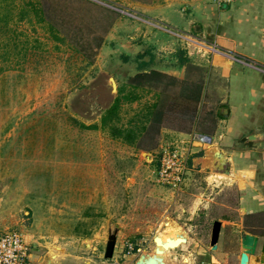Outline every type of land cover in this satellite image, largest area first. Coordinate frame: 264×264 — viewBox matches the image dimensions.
I'll list each match as a JSON object with an SVG mask.
<instances>
[{
	"label": "rangeland",
	"instance_id": "374dc122",
	"mask_svg": "<svg viewBox=\"0 0 264 264\" xmlns=\"http://www.w3.org/2000/svg\"><path fill=\"white\" fill-rule=\"evenodd\" d=\"M90 1L117 13L106 34L98 31L97 25L100 28L101 24L91 16H99L98 12L91 11L89 17H84V11L75 13H78L75 27L86 30L81 41L86 40V45L93 47L94 55H89L91 49L85 55L72 49L69 43H55L40 24L18 22L17 9L8 14L11 20L7 24L0 21V69L7 68L0 73V145H6L7 139L2 135L7 131L9 119L14 118L18 141L12 146L17 149L26 146L31 151L26 157L29 164L24 158L20 160L31 166L33 183L34 177L47 176L52 185L40 184L41 188L61 190L65 197L81 193L79 207L91 205L90 226L98 228L104 224L116 233L113 261L118 264H133L139 254L152 253V238L164 229V216L198 242L196 247L183 244L170 251L164 249L165 264H235L239 252L235 249L237 234L232 227L234 222H226L236 217L235 190L226 182L213 181L216 176L208 171L197 168L188 173V143L173 133L189 132L196 123L200 101L191 122L187 118L185 96L190 87L201 85V70L189 69L194 80H187V75L185 80L174 77V83L168 79L160 83L143 81L134 92L140 98L132 103L122 102L120 124L125 127L135 115L142 116L144 107L154 103L158 93L163 94L168 108L162 124L141 132L136 145L112 139L106 130L80 127L99 124L118 89H123L124 95L132 91L134 83L130 79L136 70L135 64L124 65L120 41L108 35L114 28L120 36L116 23L124 16L120 12L121 2ZM20 2L9 0L2 7L12 8ZM52 5L53 2L51 13L56 12ZM4 13L6 10L2 9L0 16ZM89 27H96L97 32L88 33ZM94 35L103 38L99 48L91 42ZM109 78L113 79L116 93L112 92ZM212 126L209 117L199 123V128L208 134H212ZM173 151L180 157L179 164L185 163L187 169L182 185L175 189L166 186L158 175L162 156ZM93 193L95 201L87 202ZM218 220L225 229L222 242L214 251L209 242L212 223ZM113 261L108 260L109 264Z\"/></svg>",
	"mask_w": 264,
	"mask_h": 264
},
{
	"label": "crops",
	"instance_id": "0c3cea01",
	"mask_svg": "<svg viewBox=\"0 0 264 264\" xmlns=\"http://www.w3.org/2000/svg\"><path fill=\"white\" fill-rule=\"evenodd\" d=\"M119 1L124 15L116 23L120 36L114 28L108 35L120 41L124 65L135 64V74L155 70L180 80L187 75V80H194L192 67L202 71L196 123L189 132L173 133L188 143V173L197 168L208 171L218 177L213 181L226 182L235 190L236 217L226 221L234 222L237 234L235 264H239L243 233L258 237L259 255L264 240V150L244 149L236 143L264 127V0H234L226 5L213 0ZM204 117L213 123L212 134L199 128ZM11 119L2 135L6 145H0V232L19 229L15 231L30 247L26 264H45V259L51 264H109L102 257L108 226H90L91 205L79 207L81 193L65 197L61 190L41 188L40 184L52 185L47 176L34 177L33 183L31 166L20 160L29 164L26 157L31 151L12 146L18 137L16 121ZM193 134L208 137L210 145L191 143ZM227 167L229 173L224 174ZM94 196L85 200L94 202ZM164 217L162 234L178 232L182 235L178 238L186 237L178 224ZM223 229L221 222L218 245ZM185 244L196 247L198 242L188 236ZM116 248L115 242L112 261Z\"/></svg>",
	"mask_w": 264,
	"mask_h": 264
},
{
	"label": "trees",
	"instance_id": "16d2710c",
	"mask_svg": "<svg viewBox=\"0 0 264 264\" xmlns=\"http://www.w3.org/2000/svg\"><path fill=\"white\" fill-rule=\"evenodd\" d=\"M8 1L9 0H0V13L2 9L6 10V13L0 16V21L7 24V20H11V18L8 17V14H10L12 10L14 11V9H17L16 18L18 22L25 21L30 25L40 24V26L50 35L51 39L55 43H69L71 47L73 46L72 49H75L77 52H83L85 55H87L86 51L90 49L91 51L89 52V55H94L95 52L93 51V47L91 45H86V40L81 41V35L86 30L81 31V29L75 27L74 20L78 19V13L76 15L75 13L79 10L84 11L82 12L84 17H89L91 11L95 10L98 12L99 16L96 14H91V16L94 17L93 19H95L96 22L98 20L101 24L100 28L97 25L98 31L101 32V34H106L108 32L114 17H117V13L115 11L101 5H97L90 0H20V5L11 6L12 8H9L7 3V7L3 8L2 4ZM51 2H53L52 9L56 12L51 13ZM68 2L70 5L67 4ZM96 30V27L94 29H90L89 27V29H87L88 33H96ZM91 39L95 48H99L103 44V38L101 35H94ZM5 70H7V68H1L0 73ZM165 79H168L169 81L171 80L172 83L176 81L173 77L155 70L135 74L130 79V83H134L132 84L134 86H131L132 91H129L128 94L124 95L122 93L123 89H118L117 96L114 98L112 104L103 112L99 124L96 123L89 126L81 124L80 127L84 130H106L112 139L125 143L128 146L136 145L137 138L140 137L141 132L146 131L148 127L153 129L162 124L164 114L168 111V108L164 105L162 99L163 94L158 93L156 101L151 105L144 107L145 112L141 114L142 116H140L139 113L130 119V121L127 122V127L120 124L121 104L123 101L132 103L140 98L139 95L134 92L136 91V88L140 86L141 82L160 83L161 80ZM201 90L202 85H194V87H190L189 92L185 96L188 101L186 107L187 118L191 122L194 121L197 112V105L200 101Z\"/></svg>",
	"mask_w": 264,
	"mask_h": 264
},
{
	"label": "water",
	"instance_id": "95a60500",
	"mask_svg": "<svg viewBox=\"0 0 264 264\" xmlns=\"http://www.w3.org/2000/svg\"><path fill=\"white\" fill-rule=\"evenodd\" d=\"M109 81H110V85L112 88V92L116 93V88H115L113 79L109 78ZM224 111H225V114H227L228 111L226 108H224ZM225 114H223L222 112L220 113L221 116H227ZM257 131H258L257 133L241 138L239 141H237L236 144L244 149L263 151L264 150V127L259 128ZM216 156L218 157V159H220V164L224 165L225 161L221 153L217 152ZM228 168L229 167H227V170L223 171L224 174L229 173ZM220 229H221V222L214 221L212 223L210 242H209L211 249L214 251L217 250ZM115 239H116V233L109 231L107 240H106V246L104 249V253L102 255V257L105 260H110L113 257ZM88 241L89 240L86 239V242ZM152 242L154 245V249L152 250V253L139 254L134 264H163L164 257L162 255L157 254L158 248L160 247V245L163 248H166L172 245L178 248L180 245H183L180 243L185 244L187 242V236L176 238L175 240H171L167 238L164 243H161V239L159 238L157 234H155L154 237L152 238ZM257 244H258L257 236L246 234V233L241 234V241H240L241 253L239 255V264H264V240H263L259 255H256ZM45 264H51L49 259H45Z\"/></svg>",
	"mask_w": 264,
	"mask_h": 264
},
{
	"label": "built area",
	"instance_id": "2783aa9c",
	"mask_svg": "<svg viewBox=\"0 0 264 264\" xmlns=\"http://www.w3.org/2000/svg\"><path fill=\"white\" fill-rule=\"evenodd\" d=\"M218 5H226L234 0H213ZM190 141L202 145H209L210 139L203 135L193 134ZM176 151L163 155L158 168L160 180L172 188L182 185L186 174L184 164H179ZM30 247L23 235L15 230L0 233V264H26L29 261ZM113 264H118L114 262Z\"/></svg>",
	"mask_w": 264,
	"mask_h": 264
},
{
	"label": "bare ground",
	"instance_id": "6f19581e",
	"mask_svg": "<svg viewBox=\"0 0 264 264\" xmlns=\"http://www.w3.org/2000/svg\"><path fill=\"white\" fill-rule=\"evenodd\" d=\"M173 230V229H172ZM158 236H159V238L161 239V243H164L165 242V240L167 239V238H169V239H171V240H175L176 238H178L179 236H182L180 233H172V234H170V235H164V232H163V234L162 233H160V232H157L156 233ZM183 242V241H182ZM180 244H183V243H180ZM173 248H176V246H168V247H166V248H163L161 245H160V247L158 248V252H157V254H159V255H162L163 257H164V261H163V264H165V255H164V249L165 250H167V251H170V250H173ZM137 260V259H136ZM135 260V261H136ZM135 263V262H134ZM133 263V264H134Z\"/></svg>",
	"mask_w": 264,
	"mask_h": 264
}]
</instances>
